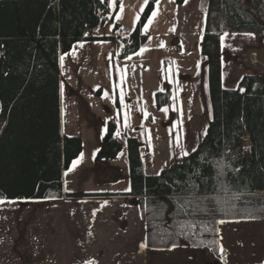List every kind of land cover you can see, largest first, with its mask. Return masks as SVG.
<instances>
[{"label":"trees","instance_id":"1","mask_svg":"<svg viewBox=\"0 0 264 264\" xmlns=\"http://www.w3.org/2000/svg\"><path fill=\"white\" fill-rule=\"evenodd\" d=\"M208 1L202 55L213 116L206 136L154 176L145 174L138 140L127 141L130 191L121 196L138 200L152 250L220 254L219 221H264V75L247 76L228 90L221 68L223 35L253 33L264 40V0ZM107 12V0H0V200L63 197V171L79 158L82 143L61 132L60 57L88 41ZM147 39L138 27L125 39L123 56ZM164 96L170 102V93H159V108ZM121 151L111 125L97 161Z\"/></svg>","mask_w":264,"mask_h":264},{"label":"rangeland","instance_id":"2","mask_svg":"<svg viewBox=\"0 0 264 264\" xmlns=\"http://www.w3.org/2000/svg\"><path fill=\"white\" fill-rule=\"evenodd\" d=\"M151 2L107 0L103 25L60 57L61 132L79 138L82 153L63 171L61 199L0 200V264H23L13 260L16 253L24 264H35L30 253L46 256L51 247L66 248L74 258L142 250L138 200L121 196L130 191L128 139L139 142L145 174L159 175L196 150L213 116L209 64L202 55L209 1L159 0L149 9ZM138 27L147 41L123 56L125 39ZM221 52L224 89L264 75V40L225 34ZM159 93H170L161 108ZM111 125L122 151L98 162Z\"/></svg>","mask_w":264,"mask_h":264},{"label":"crops","instance_id":"3","mask_svg":"<svg viewBox=\"0 0 264 264\" xmlns=\"http://www.w3.org/2000/svg\"><path fill=\"white\" fill-rule=\"evenodd\" d=\"M219 232L223 247V252L220 254H214L208 249L181 247L169 250H152L142 247V250L128 254L112 252L87 255L83 258L76 256L74 258V254L65 253L66 248L65 251L63 248L58 251L53 247L51 249L54 250L50 249L46 256H41L42 253L30 254L35 264H42L43 261L46 264L47 262L74 264L79 261H82V264H88L91 261H95L96 264H110L104 261L121 262L120 264H264V221H229L220 224ZM143 245H146V241ZM70 246L72 247V242ZM13 258L24 264L22 255L16 253ZM8 261L12 264L10 260Z\"/></svg>","mask_w":264,"mask_h":264},{"label":"snow or ice","instance_id":"4","mask_svg":"<svg viewBox=\"0 0 264 264\" xmlns=\"http://www.w3.org/2000/svg\"><path fill=\"white\" fill-rule=\"evenodd\" d=\"M153 15H155V13ZM246 35L254 36L253 33H248ZM193 151H195V149H193ZM188 154L189 153H187V152L184 153V155H188ZM0 203H3V201H0ZM219 223L223 224V223H225V221L221 220V221H219ZM142 247H146V245H142ZM174 247H175V245H174ZM221 252H223V247L222 246H221ZM189 259H191V257ZM88 264H96V262L95 261H91V262H88Z\"/></svg>","mask_w":264,"mask_h":264},{"label":"built area","instance_id":"5","mask_svg":"<svg viewBox=\"0 0 264 264\" xmlns=\"http://www.w3.org/2000/svg\"><path fill=\"white\" fill-rule=\"evenodd\" d=\"M120 32H121V34H127V33H128V30H127L126 28H122V29L120 30ZM244 140H245V142H250V139H249L248 136H246V137L244 138Z\"/></svg>","mask_w":264,"mask_h":264}]
</instances>
